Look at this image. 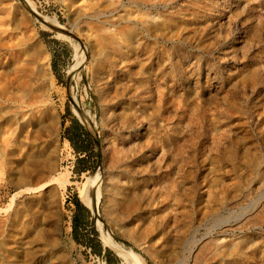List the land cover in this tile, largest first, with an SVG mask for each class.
Listing matches in <instances>:
<instances>
[{"label":"rangeland","instance_id":"374dc122","mask_svg":"<svg viewBox=\"0 0 264 264\" xmlns=\"http://www.w3.org/2000/svg\"><path fill=\"white\" fill-rule=\"evenodd\" d=\"M106 249L264 264V0H0V264Z\"/></svg>","mask_w":264,"mask_h":264},{"label":"trees","instance_id":"16d2710c","mask_svg":"<svg viewBox=\"0 0 264 264\" xmlns=\"http://www.w3.org/2000/svg\"><path fill=\"white\" fill-rule=\"evenodd\" d=\"M73 122L76 127L73 129L75 136L70 134L71 130H68L66 139L75 148L78 155H86L90 153L89 147H91V145L93 144V140L91 138V135L78 124L77 120H74ZM75 139L77 140V143ZM84 160L85 159H78V164L84 162ZM87 170L90 169L84 168L82 170H79L78 172L83 173L86 172ZM74 204L76 211L73 218V232L77 236V232L79 231L80 228H86L87 226H92V223L90 221L91 218L90 210L87 207H85L84 204L78 198L74 200ZM93 233H94V237L96 238L93 241H89L90 243L88 244V247L95 255L102 256L101 245L97 239V233L95 230H93ZM93 242H95V244ZM105 252H106L105 256H106L107 264H116L118 262V258L114 255V253L111 250L106 249Z\"/></svg>","mask_w":264,"mask_h":264},{"label":"bare ground","instance_id":"6f19581e","mask_svg":"<svg viewBox=\"0 0 264 264\" xmlns=\"http://www.w3.org/2000/svg\"><path fill=\"white\" fill-rule=\"evenodd\" d=\"M111 14H112V13H109V12H107V14H104V16L107 18V21H108V19L111 17ZM108 22H109V21H108ZM105 40H106V41H109L110 39L106 37ZM94 183H95V182H94ZM94 183H93V184H94ZM98 183H99V182H97V184H95V191H96V192H95V197H96L97 200H98V198H100V196H101L100 188H99V184H98ZM89 200H90V199H89ZM95 205H96L95 203L92 204L91 201H88V206H89V207H92V206L95 207ZM199 242H200V241L197 242V244L193 247V249H192V251H191V255H193L192 257H195V256H196V252H197L196 250L198 249V245H199L198 243H199ZM122 252H123V251H122ZM118 254L121 256L120 253H118ZM130 256H131V255H130ZM130 258H131V257H130ZM131 259H133V258H131ZM133 262H134L135 264H138V263L135 262V260H134Z\"/></svg>","mask_w":264,"mask_h":264},{"label":"water","instance_id":"95a60500","mask_svg":"<svg viewBox=\"0 0 264 264\" xmlns=\"http://www.w3.org/2000/svg\"><path fill=\"white\" fill-rule=\"evenodd\" d=\"M51 29L54 30V31H57L58 30V29L52 28V27H51ZM61 33L64 34V35H66V36H71L69 32H61Z\"/></svg>","mask_w":264,"mask_h":264}]
</instances>
